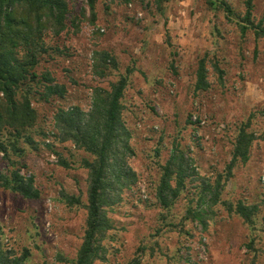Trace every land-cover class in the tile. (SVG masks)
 I'll return each instance as SVG.
<instances>
[{"label": "rangeland", "instance_id": "obj_1", "mask_svg": "<svg viewBox=\"0 0 264 264\" xmlns=\"http://www.w3.org/2000/svg\"><path fill=\"white\" fill-rule=\"evenodd\" d=\"M67 1V28L60 35L47 31V52L36 67L66 85L67 93L46 96L42 84L35 86L37 120L27 131L33 140L22 138L23 154H13L42 194L27 199L0 186L5 248L17 255L27 248V264H70L76 258L87 212L63 193L86 202L82 160L92 155L61 141L55 114L72 106L90 109L94 87L109 88L128 75L123 119L137 180L107 208L114 226L104 240L106 260L95 264H131L136 258L139 264H264V35L253 28L243 33L237 20L206 0H163L160 7L158 0H97L95 19L87 0ZM228 1L245 13L246 0ZM253 14L264 27V0H254ZM97 51H108L117 65L99 62ZM207 51L211 86L197 90L198 62ZM249 118L257 137L250 159L237 162L221 199L259 204L254 224L221 202L209 208L206 223L195 220L190 209L200 204L199 178H187L170 207L158 202L162 165L175 146L193 158L198 176L214 181L227 173L237 134ZM58 152L70 167L59 164ZM7 164L0 152V169Z\"/></svg>", "mask_w": 264, "mask_h": 264}, {"label": "trees", "instance_id": "obj_2", "mask_svg": "<svg viewBox=\"0 0 264 264\" xmlns=\"http://www.w3.org/2000/svg\"><path fill=\"white\" fill-rule=\"evenodd\" d=\"M87 1L95 19L97 0ZM162 1L158 0L159 7ZM206 2L212 9L224 10L230 20H237L243 33L253 28L257 36L264 35L262 23L254 21V0L245 1L244 14L237 13L228 0ZM69 11L67 0H0V152L8 163L4 169H0V186L27 199H39L42 192L35 176L25 172V163L20 164L13 154H23L24 149L19 146L22 138L33 140L27 131L37 120L31 97L35 86L42 84L46 96H64L67 93L66 85L59 83L49 71L38 73L36 67L47 52L45 34L51 30L60 35L67 28ZM96 54L99 62L106 66L117 65L108 51H97ZM210 54L207 51L199 59L197 90H207L211 86L208 68L209 61L212 62ZM213 66L222 76L219 65L213 63ZM128 83L129 76L121 75L109 88H93L90 109L72 106L60 108L55 114L61 141H71L77 148L92 155L91 159L82 160V166L88 170L86 202H83L81 195L63 193L69 204L83 205L87 212L82 242L76 258L70 264H95L97 260H106L104 240L114 226L107 208L120 202L123 191L137 180V173L129 164V158L135 154L131 145V132L123 119L122 99ZM251 120L249 118L243 123L237 134L227 173L219 174L214 181L198 176L193 158L175 146L172 155L162 165L156 192L158 202L170 207L185 188L187 178H199L200 204L195 210L190 209L195 220L206 223L209 208L221 202L230 212L239 214L250 225L254 224L260 210L259 204H247L244 201L233 203L221 199L224 182L233 175L237 162L250 159L251 147L257 138L255 132L249 129ZM58 155L59 164L71 166L61 153L58 152ZM204 204H207L206 208H202ZM29 254L27 248L21 255L6 249L0 226V264H27ZM131 264H139V258Z\"/></svg>", "mask_w": 264, "mask_h": 264}]
</instances>
